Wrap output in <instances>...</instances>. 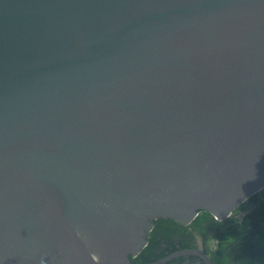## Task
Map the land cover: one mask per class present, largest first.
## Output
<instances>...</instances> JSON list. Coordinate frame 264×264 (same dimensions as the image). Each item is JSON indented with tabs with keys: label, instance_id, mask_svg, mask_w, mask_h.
I'll return each instance as SVG.
<instances>
[{
	"label": "water",
	"instance_id": "obj_1",
	"mask_svg": "<svg viewBox=\"0 0 264 264\" xmlns=\"http://www.w3.org/2000/svg\"><path fill=\"white\" fill-rule=\"evenodd\" d=\"M263 188L264 0H0V264H213L130 255Z\"/></svg>",
	"mask_w": 264,
	"mask_h": 264
},
{
	"label": "trees",
	"instance_id": "obj_2",
	"mask_svg": "<svg viewBox=\"0 0 264 264\" xmlns=\"http://www.w3.org/2000/svg\"><path fill=\"white\" fill-rule=\"evenodd\" d=\"M240 212L242 215L238 216ZM196 239L206 246L213 264H264V191L255 192L222 219L207 210H201L188 224L172 218L155 219L147 244L130 259L151 262L175 249L194 247ZM162 264L205 263L188 255Z\"/></svg>",
	"mask_w": 264,
	"mask_h": 264
},
{
	"label": "flooded vegetation",
	"instance_id": "obj_3",
	"mask_svg": "<svg viewBox=\"0 0 264 264\" xmlns=\"http://www.w3.org/2000/svg\"><path fill=\"white\" fill-rule=\"evenodd\" d=\"M179 222V221H178ZM181 223V222H180ZM183 224V223H182ZM188 224V223H187ZM195 246L194 247H183V248H178V249H175V250H173V251H171L170 253H168L167 255H169V254H171V253H174V252H176V251H178V250H181V249H188V248H195V247H203L204 249L206 248V246H204V244H203V242L200 240V241H198L197 239H196V241H195ZM177 246H178V244H177ZM167 255H164V256H167ZM188 255H193V256H196V257H199V256H197V255H194V254H185V255H178V256H175V257H179V256H188ZM164 256H162V257H164ZM162 257H160V258H162ZM159 258V259H160ZM174 258V257H173ZM173 258H171V259H173ZM200 259H201V261L204 263V261H203V259L201 258V257H199ZM171 259H169V260H167V261H170ZM166 262V261H165ZM164 263V262H163ZM162 264V263H161Z\"/></svg>",
	"mask_w": 264,
	"mask_h": 264
},
{
	"label": "rangeland",
	"instance_id": "obj_4",
	"mask_svg": "<svg viewBox=\"0 0 264 264\" xmlns=\"http://www.w3.org/2000/svg\"><path fill=\"white\" fill-rule=\"evenodd\" d=\"M262 191H264L263 189H262ZM242 215V212H240L239 214H238V216H241Z\"/></svg>",
	"mask_w": 264,
	"mask_h": 264
},
{
	"label": "clouds",
	"instance_id": "obj_5",
	"mask_svg": "<svg viewBox=\"0 0 264 264\" xmlns=\"http://www.w3.org/2000/svg\"><path fill=\"white\" fill-rule=\"evenodd\" d=\"M261 190H262V189H261ZM233 211H234V210H233ZM232 213H233V212H232ZM232 213H231V214H232ZM231 214H230V215H231ZM205 251H206V248H205ZM206 253H207V252H206ZM207 254H208V253H207ZM208 255H209V254H208Z\"/></svg>",
	"mask_w": 264,
	"mask_h": 264
}]
</instances>
